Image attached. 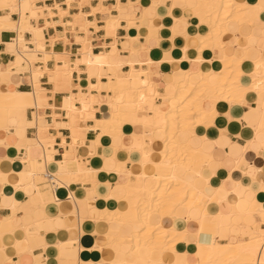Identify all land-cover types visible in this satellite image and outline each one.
<instances>
[{"label": "snow or ice", "instance_id": "1", "mask_svg": "<svg viewBox=\"0 0 264 264\" xmlns=\"http://www.w3.org/2000/svg\"><path fill=\"white\" fill-rule=\"evenodd\" d=\"M0 264H264V0H0Z\"/></svg>", "mask_w": 264, "mask_h": 264}, {"label": "crops", "instance_id": "2", "mask_svg": "<svg viewBox=\"0 0 264 264\" xmlns=\"http://www.w3.org/2000/svg\"><path fill=\"white\" fill-rule=\"evenodd\" d=\"M57 30H60V29H57ZM53 31H55V30H53Z\"/></svg>", "mask_w": 264, "mask_h": 264}, {"label": "bare ground", "instance_id": "3", "mask_svg": "<svg viewBox=\"0 0 264 264\" xmlns=\"http://www.w3.org/2000/svg\"><path fill=\"white\" fill-rule=\"evenodd\" d=\"M60 30H62V29H60Z\"/></svg>", "mask_w": 264, "mask_h": 264}]
</instances>
